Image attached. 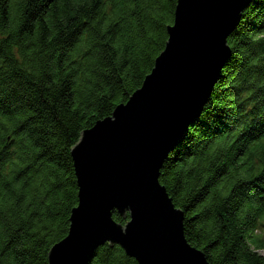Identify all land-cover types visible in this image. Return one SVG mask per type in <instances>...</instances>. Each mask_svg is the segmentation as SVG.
Returning <instances> with one entry per match:
<instances>
[{"label":"trees","instance_id":"1","mask_svg":"<svg viewBox=\"0 0 264 264\" xmlns=\"http://www.w3.org/2000/svg\"><path fill=\"white\" fill-rule=\"evenodd\" d=\"M177 1L0 0V264H49L79 202L71 149L142 86ZM228 43L223 75L160 181L211 264H264V0ZM89 264L140 263L107 243Z\"/></svg>","mask_w":264,"mask_h":264},{"label":"water","instance_id":"2","mask_svg":"<svg viewBox=\"0 0 264 264\" xmlns=\"http://www.w3.org/2000/svg\"><path fill=\"white\" fill-rule=\"evenodd\" d=\"M252 1H177L165 48L142 86L71 149L79 202L49 264H89L107 243L140 264H211L186 239L185 214L160 176L221 79L232 56L228 38ZM115 210L129 212L125 225Z\"/></svg>","mask_w":264,"mask_h":264}]
</instances>
